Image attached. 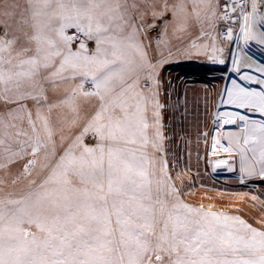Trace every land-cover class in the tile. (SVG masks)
Here are the masks:
<instances>
[{"label":"snow or ice","instance_id":"6c2138e0","mask_svg":"<svg viewBox=\"0 0 264 264\" xmlns=\"http://www.w3.org/2000/svg\"><path fill=\"white\" fill-rule=\"evenodd\" d=\"M25 4L16 21L30 29L21 28L25 43L0 37V103L7 106L0 112V264H264V219L254 227L184 203L157 155L164 138L157 69L164 61L153 63L150 33L160 29L159 49L169 27L183 32L215 17V0ZM19 7L0 0L5 37ZM248 19L243 15L246 42ZM211 51L215 61L222 49ZM233 85L229 103L264 113V91ZM60 89L59 100L49 102V92ZM239 119L241 171L257 174L258 165L264 176V121ZM8 185L21 187L5 192Z\"/></svg>","mask_w":264,"mask_h":264},{"label":"rangeland","instance_id":"374dc122","mask_svg":"<svg viewBox=\"0 0 264 264\" xmlns=\"http://www.w3.org/2000/svg\"><path fill=\"white\" fill-rule=\"evenodd\" d=\"M15 2L20 5L16 9L17 17L9 20L6 37L4 28L0 27V37L12 39L14 35L20 36L17 43L19 47L25 43L21 28L23 31L30 29L16 22L21 9L26 7L25 0ZM215 2L219 5L215 17H208L202 23L192 22L183 32L174 33L173 28L169 27L159 49L155 45V34L150 33L149 38L153 39V44L149 53L153 63L164 61L157 69L158 100L163 105L159 109L160 123L164 137L161 142L162 151L157 155L167 160L169 174L184 203L238 215L254 227H260L257 221L264 219V176L258 174V165L257 174L248 175L246 171H241L245 122L239 117L244 116L248 121L260 123L264 121V114L257 113L258 109L241 107L237 109L241 114L234 115L235 123H225L223 119L227 117L224 110L229 104L228 93L236 91L233 81L235 85L250 92H257L258 89L257 86H243L242 82L235 79L234 74H244L253 80L264 81V76L260 77L258 73V68L264 69V63L251 47V42L264 45V28L259 26V20H264V0L249 1L247 27L252 35L247 42L241 30L244 27L243 19L238 24L239 29L231 31L230 39L228 35L220 34L217 19L222 14L225 0ZM253 3L256 5L255 14L252 13ZM157 30L160 31L159 28ZM75 33V29L67 30L68 35ZM80 39L84 37L81 35ZM78 43H73V51L77 50ZM86 43L89 53L94 52L95 41ZM193 43L197 47H193ZM203 45H208V49L205 50ZM213 47L222 49L215 53L218 57L215 61L210 58ZM220 59L224 63H220ZM62 95L63 89L50 91L49 102H57ZM28 104L30 108L33 106L31 101ZM6 107L0 103V112L6 111ZM149 116L151 118V113ZM55 117L54 110V120ZM152 131L149 129L150 134ZM84 142L89 145L95 143L88 138ZM248 155L251 156V153ZM17 167L11 166L13 171ZM20 187L8 185L4 190L18 191ZM253 197L256 199L253 200Z\"/></svg>","mask_w":264,"mask_h":264},{"label":"built area","instance_id":"2783aa9c","mask_svg":"<svg viewBox=\"0 0 264 264\" xmlns=\"http://www.w3.org/2000/svg\"><path fill=\"white\" fill-rule=\"evenodd\" d=\"M250 0H225V4H227V9H225L223 5L222 14L217 19V25L219 27V32L222 36L228 35V30L231 31L238 30V24L243 19V15H247L250 11ZM235 6V12L231 11V8ZM225 11L228 12L227 19L223 18ZM155 37H157L158 30L153 31Z\"/></svg>","mask_w":264,"mask_h":264},{"label":"bare ground","instance_id":"6f19581e","mask_svg":"<svg viewBox=\"0 0 264 264\" xmlns=\"http://www.w3.org/2000/svg\"><path fill=\"white\" fill-rule=\"evenodd\" d=\"M250 15V13H248V16ZM259 26L260 28H264V20H262L261 18V21L259 20ZM249 31V34L250 36L252 35V31L251 30H248ZM251 40V39H250ZM252 41V40H251ZM253 45H251L252 49L254 52H256V55L258 58H260L261 62L264 63V45L257 42H251ZM258 68V67H257ZM261 68H258L259 72L260 73V77H262L261 75L264 76V71H261L260 70ZM236 77L235 79L238 80L239 82H242V84H244L243 86H257V92H261V91H264V83H259L258 81H263V80H253V79H247L246 76H244V74H234ZM234 103V102H233ZM227 108L224 110V115L227 116V117H224L223 120L225 121H229V120H234L236 119L234 117V115H238V114H241L239 111H237V109H241V107H238L237 105L235 104H231L229 103L228 105H226ZM259 114L263 115L264 113H261L259 110L258 112Z\"/></svg>","mask_w":264,"mask_h":264}]
</instances>
